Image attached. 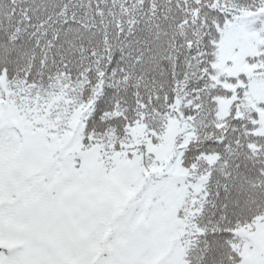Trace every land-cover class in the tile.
<instances>
[{
	"label": "snow or ice",
	"instance_id": "6c2138e0",
	"mask_svg": "<svg viewBox=\"0 0 264 264\" xmlns=\"http://www.w3.org/2000/svg\"><path fill=\"white\" fill-rule=\"evenodd\" d=\"M0 264H264V0H0Z\"/></svg>",
	"mask_w": 264,
	"mask_h": 264
}]
</instances>
